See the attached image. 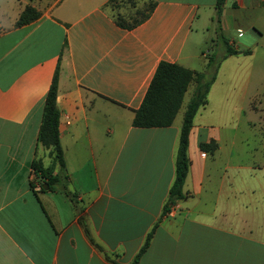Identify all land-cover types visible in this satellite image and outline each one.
Returning a JSON list of instances; mask_svg holds the SVG:
<instances>
[{
    "label": "crops",
    "instance_id": "1",
    "mask_svg": "<svg viewBox=\"0 0 264 264\" xmlns=\"http://www.w3.org/2000/svg\"><path fill=\"white\" fill-rule=\"evenodd\" d=\"M143 1L148 16L122 27L111 0H0V264H131L153 226L136 264H264V0L223 1L237 52L223 56L222 43L216 57L198 47L217 0ZM26 6L38 16L17 24ZM210 56L219 64L189 129L184 196L164 211L182 118L140 127L134 113L159 61L205 72ZM56 70L65 166L43 189L33 163L53 162L37 133Z\"/></svg>",
    "mask_w": 264,
    "mask_h": 264
},
{
    "label": "trees",
    "instance_id": "2",
    "mask_svg": "<svg viewBox=\"0 0 264 264\" xmlns=\"http://www.w3.org/2000/svg\"><path fill=\"white\" fill-rule=\"evenodd\" d=\"M112 2L114 0H111ZM224 0L216 1V20L219 22L221 5ZM153 7L152 2H147V8L141 14L140 18L129 23L123 18L114 17L116 23L122 27H131L145 19ZM38 16V11L32 6H26L20 13L17 24L26 23ZM224 44V55L236 53L237 50L232 48L226 38L222 37ZM243 50L242 52H248ZM219 64V59L210 56L207 61V69L205 72H196L187 67L177 63L161 60L158 62L153 76L148 84L143 99L139 107L135 110L132 124L134 126L149 127V126H167L170 125L178 111L183 95L193 80L195 86L191 97L188 100L184 110L182 121L180 125L178 143L175 153V174L173 182L168 190L166 202L163 210L167 211L170 205L177 200L183 198L182 185L188 170L187 145L188 133L192 124V118L196 113L198 107L206 102V94L210 84L214 80L215 73ZM56 83L57 70L55 71L50 86L45 95L41 122L38 128L37 141L42 146L49 148L52 155L53 162L46 167H43L40 160L33 163L35 173H39L40 181L47 183L49 189H53L61 181V173L64 169L63 152L59 142L58 134V118L59 110L56 106ZM200 147L204 150H212L215 143H201ZM59 166V172L53 174L54 166ZM42 188V186H40ZM72 202H74L75 195L69 191H64ZM80 221L83 223L82 217ZM86 233L89 235L85 224L83 223ZM154 231V226L147 233L145 240L134 256L131 264H136L141 254L148 247L149 241Z\"/></svg>",
    "mask_w": 264,
    "mask_h": 264
},
{
    "label": "rangeland",
    "instance_id": "3",
    "mask_svg": "<svg viewBox=\"0 0 264 264\" xmlns=\"http://www.w3.org/2000/svg\"><path fill=\"white\" fill-rule=\"evenodd\" d=\"M147 8V2L143 0H114L111 2V10L112 15L117 18H123L126 22H133L134 20L140 18L141 14L145 11ZM214 22H212L208 30L206 29L203 34L202 41L198 47V54L199 50L204 49L205 51L209 50L208 48L212 47V49H215L216 52H214V56H217L218 49L223 47L222 44V37L228 38L230 36H235L236 32L234 28H228L224 29L222 27L221 21L217 22L216 20V14L213 18ZM200 61L202 62L203 59L200 58ZM191 95V89L188 87L184 94V98L182 101V104L176 114L175 122H180L183 114V110L186 106L187 100ZM256 130L249 126H244V143L243 147L252 149L256 144V137H254L253 133H255ZM243 161L244 163L248 162V159L252 157L250 151H248L244 154ZM246 175V172H244ZM244 175V176H245Z\"/></svg>",
    "mask_w": 264,
    "mask_h": 264
},
{
    "label": "water",
    "instance_id": "4",
    "mask_svg": "<svg viewBox=\"0 0 264 264\" xmlns=\"http://www.w3.org/2000/svg\"><path fill=\"white\" fill-rule=\"evenodd\" d=\"M42 188H43V189H46V188H48V185H47V183H43V184H42Z\"/></svg>",
    "mask_w": 264,
    "mask_h": 264
}]
</instances>
